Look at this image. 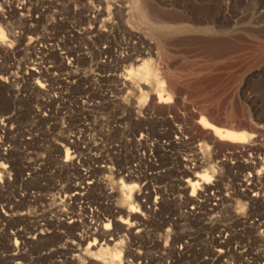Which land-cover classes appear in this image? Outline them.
I'll list each match as a JSON object with an SVG mask.
<instances>
[{"label":"rangeland","instance_id":"obj_1","mask_svg":"<svg viewBox=\"0 0 264 264\" xmlns=\"http://www.w3.org/2000/svg\"><path fill=\"white\" fill-rule=\"evenodd\" d=\"M140 5L0 0V134L11 148L0 156V264H103L85 249L94 239L117 246L113 264L136 259L126 253L134 241L167 243L171 264H226L233 244L245 252L228 264H264V0ZM137 59L152 64L167 101L122 79ZM200 118L251 137L219 141ZM234 151L236 174L228 164L219 174L217 159ZM182 158L195 168L182 171ZM206 168L250 182L227 216H178L171 199L148 217L119 202L121 183L134 186L131 207L151 198L140 186L148 172L163 170L151 180L171 179L175 195V180Z\"/></svg>","mask_w":264,"mask_h":264},{"label":"bare ground","instance_id":"obj_2","mask_svg":"<svg viewBox=\"0 0 264 264\" xmlns=\"http://www.w3.org/2000/svg\"><path fill=\"white\" fill-rule=\"evenodd\" d=\"M133 5L136 10L140 9V0H133ZM143 7V5H142ZM139 17V15H138ZM144 18V17H142ZM147 20V19H146ZM4 38L3 31L0 29V40ZM134 66L130 64V69L126 72V75L128 78H122L123 80H129L134 84L135 86H138L137 84L141 82L144 86V88H148L151 90H154L156 94V98L158 102H163L168 100L167 95H163L161 88V83L158 77L157 72L152 67V64L148 62L147 60L137 59L134 61ZM137 64V65H135ZM140 83V84H141ZM139 92L138 102L143 103L146 100L147 92L142 89L137 90ZM145 91V92H144ZM3 119H0V126H3ZM199 124L204 128H209L212 132V135L215 136L219 141H223L229 144H235V145H241L246 143L251 135L244 132H235L228 129H221L214 126H211L208 124L205 119L200 118ZM175 126H177L175 124ZM178 129V128H177ZM179 136L182 137L181 133H179ZM3 133L0 134V156L4 155L7 156L6 152L10 151V145L9 143H5V140H3ZM67 154V153H66ZM228 159L226 156H222L217 159L216 162V168L219 170V174H221V169L217 167L223 166L224 164L229 165V170L233 172V175L236 174V163L235 161L231 160V155L237 156L239 155L238 151H234L233 154L228 153ZM67 157V155H66ZM179 167V166H178ZM182 171H189L190 169L195 168L194 163H189L185 160V158H182ZM82 172H85V169H81ZM180 170L177 172L179 173ZM160 172H163L158 170L155 173L148 172V175L150 177L149 181H145L140 186L146 185L147 188L150 190L149 195H151V198L146 201L144 197L141 199L138 198L137 203L131 207V197H132V190L134 188L133 185H126L121 183L119 188V202L121 205L128 207L134 211L137 214H140L141 216L144 214V212H148V217H155L156 215L160 214L159 207L162 204L163 201H173L176 202V213L178 216H188V217H201V216H212V217H221V216H227L229 215L227 213L228 208H230V202H234L236 200V194L240 191H244L247 186L250 185V182H246L245 180H242V183H236V179L232 178H226V177H220L217 176V174H211V177L209 176V168H206L202 171V173L194 174L192 181L185 180H175V186L173 193H168L167 187H170L172 185V180H161L158 183L156 181H152L151 177H153L155 174H159ZM4 173V169L0 166V174ZM27 173L25 176H23V179H26ZM87 185L89 182H86ZM81 189H83V186H81ZM76 194L77 196L81 197L84 195V190L78 192H74L72 195ZM237 209H239L237 207ZM89 214L92 215L93 213L95 215H99L98 211L96 210L95 206L88 207ZM156 222V220H153ZM127 226V225H126ZM107 225L104 224V228H106ZM143 230V229H142ZM152 229L150 227L144 228L145 233L151 232ZM168 233L171 232L170 227L166 229ZM226 236V235H225ZM184 244V243H183ZM183 244L175 243L172 244V249L176 251V253H179L182 248ZM185 245V244H184ZM158 243V247H159ZM90 248H96L94 252H90V254H94L95 258L97 260H100L103 264H113L114 261H120L119 257V251L117 249V246H113L112 248H109L108 246H102L96 245L95 239L94 241L87 243L86 250L89 251ZM154 246L152 243H137V241H134L133 243L129 244L126 247V253L127 255H133L136 256L135 260H131L130 258L126 259V262L131 264H147V256L150 259H157L158 257L162 259V257H165V259L160 264H171L172 261L167 257V253L165 252L166 249L169 248L167 243L162 244V248H158V251H154ZM240 246L233 244L232 249L226 250V260H223L224 263L228 264L229 261L233 262L232 256L234 254H240V252H245L244 250H240ZM156 249V248H155ZM238 249V250H237ZM217 253L223 254V252H219L217 250ZM244 262L249 263L247 258L243 259ZM236 264V262L234 263ZM241 264V262H240Z\"/></svg>","mask_w":264,"mask_h":264}]
</instances>
